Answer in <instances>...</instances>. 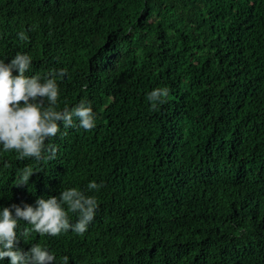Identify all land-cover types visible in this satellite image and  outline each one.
I'll use <instances>...</instances> for the list:
<instances>
[{
    "label": "trees",
    "instance_id": "16d2710c",
    "mask_svg": "<svg viewBox=\"0 0 264 264\" xmlns=\"http://www.w3.org/2000/svg\"><path fill=\"white\" fill-rule=\"evenodd\" d=\"M17 52L29 75L66 68L59 108L85 100L97 118L61 122L39 161L0 152V207L103 185L86 233L19 248L69 264H264V0H0V59ZM156 87L170 93L154 109Z\"/></svg>",
    "mask_w": 264,
    "mask_h": 264
},
{
    "label": "clouds",
    "instance_id": "9594fccd",
    "mask_svg": "<svg viewBox=\"0 0 264 264\" xmlns=\"http://www.w3.org/2000/svg\"><path fill=\"white\" fill-rule=\"evenodd\" d=\"M17 36L21 41L29 39L24 31ZM5 61L0 59V152L14 151L21 159L39 161L49 151L46 141L61 132V122L65 133L69 128H95L97 114L89 102L81 100L63 109L58 106V78L66 75V68L53 69L41 77L29 75L33 57L28 53L17 52L10 62ZM14 71L18 75L14 76ZM169 93L168 87H156L147 93V99L155 109L166 102ZM54 152L52 148L51 154ZM32 174V169H24L17 185L27 184ZM102 187L93 179L87 184V192L67 187L59 196L37 197L34 205L0 207V264L5 258H10L9 264H69L68 255L58 261L52 251L38 243L23 250L18 247L19 239L27 241L32 233L55 237L71 231L83 235L99 209L97 196L88 193L99 192ZM71 214L77 217L74 222ZM21 222L31 227L21 229Z\"/></svg>",
    "mask_w": 264,
    "mask_h": 264
}]
</instances>
